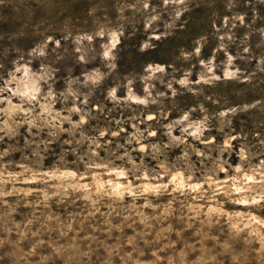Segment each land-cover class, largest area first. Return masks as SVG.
<instances>
[{"label": "rangeland", "instance_id": "1", "mask_svg": "<svg viewBox=\"0 0 264 264\" xmlns=\"http://www.w3.org/2000/svg\"><path fill=\"white\" fill-rule=\"evenodd\" d=\"M262 239L264 0H0V264H264Z\"/></svg>", "mask_w": 264, "mask_h": 264}, {"label": "clouds", "instance_id": "2", "mask_svg": "<svg viewBox=\"0 0 264 264\" xmlns=\"http://www.w3.org/2000/svg\"><path fill=\"white\" fill-rule=\"evenodd\" d=\"M158 70L163 71V69H158ZM213 79H219V77H214ZM180 83H185V81H180ZM113 95H114V93H113ZM187 119H188V117H187V115H185L184 120H187ZM182 122L183 121H178V123H182ZM5 127H7V122H5ZM153 135H154V133H153ZM109 174H111V173H109ZM67 175H69V176H75V173H68ZM119 175L120 176H123L124 173L123 172H120ZM141 178H144V177H141ZM81 179H83V177H81ZM108 183L110 184L111 181H108ZM80 187L86 188L87 186L86 185H83V186H80ZM162 187H166V186L162 185ZM65 191H67V189H65ZM4 194L7 195L8 193H4ZM261 242L264 243V239H262Z\"/></svg>", "mask_w": 264, "mask_h": 264}]
</instances>
